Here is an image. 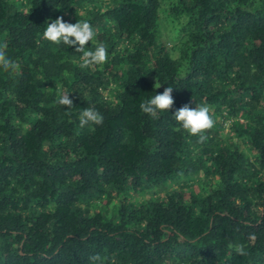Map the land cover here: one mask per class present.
<instances>
[{"label":"trees","instance_id":"obj_1","mask_svg":"<svg viewBox=\"0 0 264 264\" xmlns=\"http://www.w3.org/2000/svg\"><path fill=\"white\" fill-rule=\"evenodd\" d=\"M59 17L108 61L46 40ZM0 43V264H264V0H0ZM184 105L213 109L203 142Z\"/></svg>","mask_w":264,"mask_h":264},{"label":"clouds","instance_id":"obj_2","mask_svg":"<svg viewBox=\"0 0 264 264\" xmlns=\"http://www.w3.org/2000/svg\"><path fill=\"white\" fill-rule=\"evenodd\" d=\"M43 37L55 45L63 44L69 48L75 47V51L82 54L80 57V67L82 69L102 66L108 61V50L105 44H99L94 51L86 48L95 37L93 27L88 21L79 20V22L73 24L65 22L63 17H59L47 24ZM6 49L7 44L0 43V69L9 74H14L18 70V64L7 56ZM155 87L157 89L160 88L157 82ZM172 93L173 88L168 86L162 93L155 94L152 98L142 102L140 104L141 111L152 117H155L159 112L170 111L174 105ZM69 97L70 95L61 93L57 96V103L71 108L73 100ZM212 111L213 109L209 105H198L196 108L184 105L175 111L173 117L184 131L191 136L199 137V141L203 142L207 138L205 133L215 125ZM103 120V116L98 111L88 107L80 113L79 126L84 128L90 123L102 125ZM176 130L179 131L180 128ZM248 239L255 240V234H250ZM229 247L234 248L238 255L243 256L247 254L244 244H230ZM89 259L90 264H98V262L102 264L99 255L90 257Z\"/></svg>","mask_w":264,"mask_h":264},{"label":"rangeland","instance_id":"obj_3","mask_svg":"<svg viewBox=\"0 0 264 264\" xmlns=\"http://www.w3.org/2000/svg\"><path fill=\"white\" fill-rule=\"evenodd\" d=\"M164 33H166V35H168L169 38L173 36V33L170 31L168 24H166V26L164 27Z\"/></svg>","mask_w":264,"mask_h":264}]
</instances>
